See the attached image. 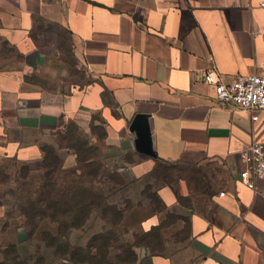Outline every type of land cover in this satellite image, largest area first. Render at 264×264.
Segmentation results:
<instances>
[{
  "label": "crops",
  "instance_id": "crops-1",
  "mask_svg": "<svg viewBox=\"0 0 264 264\" xmlns=\"http://www.w3.org/2000/svg\"><path fill=\"white\" fill-rule=\"evenodd\" d=\"M0 38L9 46L0 53V173L26 172L0 179V264L5 249L23 240L6 209L18 199L13 183L40 173L37 189L45 142L69 122L94 121L105 124L120 153L116 170L132 183L161 162L194 177H182L179 189L153 176L160 212L142 192L126 207L123 222L141 215L134 239L163 225L161 241L135 247L136 264H264V197L239 182L242 151L264 141V110L255 121L198 79L212 67L227 84L264 71L257 0H0ZM137 115L145 117L152 154L137 149L130 130ZM61 147L57 154L71 155ZM175 211L180 216L169 222Z\"/></svg>",
  "mask_w": 264,
  "mask_h": 264
},
{
  "label": "rangeland",
  "instance_id": "rangeland-1",
  "mask_svg": "<svg viewBox=\"0 0 264 264\" xmlns=\"http://www.w3.org/2000/svg\"><path fill=\"white\" fill-rule=\"evenodd\" d=\"M4 47V42L0 38V53ZM5 48L9 49V46H6ZM107 138L108 132L104 123L95 124L94 121L92 125L88 127L84 122H81V124L69 122L64 133H60L52 140L46 141L45 144L52 149H55L58 145L63 146L61 147L62 150L65 149V146H69L72 149L71 155H64L63 158L60 156L62 165L65 169L59 175L56 196H59L60 198L64 196L65 201H67L65 205L67 206L75 205V202L76 205L92 204V212L89 219L83 227L72 230L70 234H68V242L79 246H85L91 242L90 240L95 238L96 235L108 232L107 234L109 236L115 237L116 239H112L114 245L109 250L105 264H133L132 261L134 256L131 254L133 249L130 247L135 242L133 232L136 222L141 218V215L139 213L131 212L127 215L124 222L122 221L123 223L113 225L110 220H113V218L117 220L116 212H113L112 215L109 212L107 215L109 217L108 219L103 217V211L101 208H105L107 204L115 205L118 209L122 210L126 207L130 208L134 206V200L140 198L142 193L147 201L146 197H148V193H155L153 185L148 184L150 180H153V176L141 183H132V175L128 172H124V177L121 172L116 170L119 166L117 162L120 157V153L118 152L119 149L114 142L109 143ZM87 155L93 156L89 159L92 161V164L82 161ZM17 173L15 174V172H12V176H10L3 171L0 174V179H6L9 176L11 179H14V175H17L20 180L22 172ZM39 174L40 173L30 174L28 178L23 179L17 185H14L13 183V189L16 190L18 199L17 202L9 200L10 202H7L6 204V209L13 211L11 213L12 219H10L12 230H18L20 228L22 232L21 238L23 240L20 241L22 243L18 247V252L21 258L25 259L30 264L39 260L43 261L41 264H76L72 261L69 262L68 258L64 259L60 256H56L55 246L48 247L46 241L44 242L42 239L43 232L58 235L59 221L44 218L38 222V228L33 230L31 226L26 224L25 220L22 219L20 205L21 203L28 201L27 196L32 195L33 198L36 196V183L33 181L39 177ZM164 174L165 172H163V175ZM189 174L188 171L173 168V171L166 172V175L164 176L171 180V182H169V187H172L175 183L177 184V187L181 189L180 179L182 177H189L190 179L194 178ZM175 178H178V180L173 182ZM148 186L151 188L148 189ZM5 189L8 191L10 188ZM1 190L4 191V188L0 187V191ZM175 195L178 197L177 192ZM8 199L12 198L9 197ZM183 203H185V200H183ZM144 212L145 214H148L149 211L147 209ZM177 212L178 211H175V213L169 215V222L175 221L177 217L180 216V211ZM62 215L63 214L59 213L57 214V217H59L60 220H69L68 216L63 217ZM70 221L72 220L70 219L69 222ZM154 221L155 219L151 220V222ZM167 229V232L171 234V226ZM169 234L167 235L169 236V239H171V235ZM12 237L15 239V234H12ZM138 253L137 255L140 257L141 251ZM118 255L120 258H122L121 256H124L130 262L122 263L121 260H119Z\"/></svg>",
  "mask_w": 264,
  "mask_h": 264
},
{
  "label": "trees",
  "instance_id": "trees-1",
  "mask_svg": "<svg viewBox=\"0 0 264 264\" xmlns=\"http://www.w3.org/2000/svg\"><path fill=\"white\" fill-rule=\"evenodd\" d=\"M44 152L45 156L42 163L43 172L40 175V184L36 189L37 194L34 198L32 195L27 196L28 201L23 202L20 205V212L25 217V223L29 224L33 230H36L38 228V222L43 220L44 218H50L53 221H59L58 235H53L49 232H43L42 234V239L44 240V242L46 241V245L48 247L55 246L56 256H60L64 259L68 258L69 261H72L76 264H105L109 250L114 245L112 241L116 238L109 236L107 232L101 235H96V237L92 238L90 240L91 242H89L85 246L72 245V243L68 242V234H70V232L74 229L83 227L89 219V216L92 212V204L76 205L75 202V205L67 206L65 205L67 201H65L64 196H62V198L56 196L58 178L63 167L61 157L55 152L54 149L47 147V145L44 147ZM91 157L93 156L87 155L84 157V159H82V161H85V163L88 162L90 164L92 162L89 160ZM173 168L178 167L173 163L161 162L153 171V176L157 181L169 185V182H171V180L169 178H165L164 175H166V172L168 173V171H173ZM163 172H165L164 175ZM25 173L26 172L22 170V175H25ZM149 188L151 187L148 186V189ZM148 197L151 199L155 211L160 212L164 210L165 206L158 194L150 192L148 193ZM178 200L183 203V199L181 197H178ZM101 209L103 211V217H106L108 219L109 217L107 215L109 212L111 213V215L113 212H116L117 220L114 218L113 220H110L113 225L122 223L126 208L122 210L118 209L115 205L107 204L105 208ZM59 213L63 214V217L68 216L69 220L71 219L72 221L69 222V220H60V218L57 217V214ZM162 226L163 225L154 227L149 232L136 236L135 242L130 247L131 249H133L131 252V254H133L132 256H134L132 261L133 264H136L139 258L135 251V247L147 246L149 245V243L161 241L162 237L159 234V229ZM159 248L160 247H158L157 251H159ZM4 252L6 261L1 264H30L25 259L21 258L18 252V246L16 244H10ZM121 257L122 258H120L118 255V258L122 263L130 262L124 256ZM42 262L43 261L39 260L32 264H41Z\"/></svg>",
  "mask_w": 264,
  "mask_h": 264
},
{
  "label": "built area",
  "instance_id": "built-area-1",
  "mask_svg": "<svg viewBox=\"0 0 264 264\" xmlns=\"http://www.w3.org/2000/svg\"><path fill=\"white\" fill-rule=\"evenodd\" d=\"M259 7H264V0H257ZM198 79L215 87L216 97L223 103L253 113V120H258V110H264V71L259 74H238L229 84L212 67L198 74ZM246 167L239 173V182L244 187L259 192L264 197V141H253L241 153ZM224 193L222 192L221 195Z\"/></svg>",
  "mask_w": 264,
  "mask_h": 264
},
{
  "label": "water",
  "instance_id": "water-1",
  "mask_svg": "<svg viewBox=\"0 0 264 264\" xmlns=\"http://www.w3.org/2000/svg\"><path fill=\"white\" fill-rule=\"evenodd\" d=\"M131 131H136L138 139L136 140L137 149L152 154V148L149 139L148 126L143 115H137L130 126Z\"/></svg>",
  "mask_w": 264,
  "mask_h": 264
}]
</instances>
